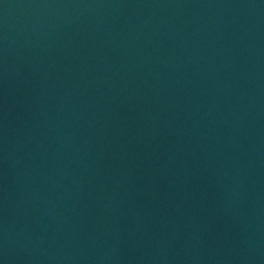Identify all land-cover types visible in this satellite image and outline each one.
<instances>
[{"label":"water","instance_id":"1","mask_svg":"<svg viewBox=\"0 0 264 264\" xmlns=\"http://www.w3.org/2000/svg\"><path fill=\"white\" fill-rule=\"evenodd\" d=\"M0 264H264V0H0Z\"/></svg>","mask_w":264,"mask_h":264}]
</instances>
